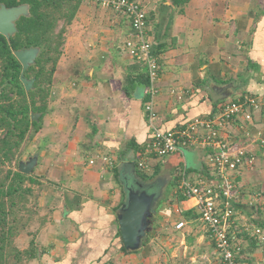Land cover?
<instances>
[{
  "label": "crops",
  "instance_id": "crops-1",
  "mask_svg": "<svg viewBox=\"0 0 264 264\" xmlns=\"http://www.w3.org/2000/svg\"><path fill=\"white\" fill-rule=\"evenodd\" d=\"M137 1L158 54L154 107L161 130L181 128L242 96L264 102V0ZM131 35L128 16L94 0H83L68 28L49 108L21 155L38 156L33 174L44 183L43 221L33 223L35 236L17 238L24 246L16 240L27 249L35 239L37 258L28 264H222L195 199L183 188L185 181L215 179L212 150L194 146L152 157L148 170L137 165L152 128L146 86L137 82L146 68L123 49ZM209 88L217 89L215 96ZM219 89L228 97L215 102ZM221 135L256 156L236 174L237 225L264 228V105L249 121L234 118ZM103 155L115 165L107 166ZM131 179L157 191L149 241L125 252L118 211L127 201L124 182ZM237 241L241 264H264V244L248 233H238Z\"/></svg>",
  "mask_w": 264,
  "mask_h": 264
},
{
  "label": "trees",
  "instance_id": "trees-1",
  "mask_svg": "<svg viewBox=\"0 0 264 264\" xmlns=\"http://www.w3.org/2000/svg\"><path fill=\"white\" fill-rule=\"evenodd\" d=\"M82 2L0 0V4L8 7L24 3L30 6V16L17 21L18 31L10 40L0 33V264H28L37 258L35 239L27 249H20L16 240L24 233L35 236L33 223L43 221L39 200L44 183L33 173L19 172L17 167L25 144L38 133L49 108L53 74L62 56L68 28ZM32 46L40 47L41 51L35 65L25 72L26 77L35 79L34 89L26 92L20 78L22 64L14 50ZM137 82L148 84L146 70ZM33 112L41 113L39 121H31ZM123 194L126 199L125 187ZM148 236L142 245L149 241ZM122 250L130 252L124 245Z\"/></svg>",
  "mask_w": 264,
  "mask_h": 264
},
{
  "label": "built area",
  "instance_id": "built-area-1",
  "mask_svg": "<svg viewBox=\"0 0 264 264\" xmlns=\"http://www.w3.org/2000/svg\"><path fill=\"white\" fill-rule=\"evenodd\" d=\"M100 6L122 11L130 19L132 35L124 43L123 49L147 71L148 84L145 94L149 100L145 105L152 135L142 149L137 165L148 170V160L181 151L184 148L200 146L212 150L209 161L216 170L215 179L200 180L196 184L183 182L185 193L194 198L200 219L204 223L222 264H241L239 254L242 250L237 234L248 233L264 244V228L249 221L237 225L235 200L238 190L237 172L245 165H253L255 154L243 147H235L221 134L234 118L243 116L251 120L252 112L259 110L264 102L254 95L231 99L219 105L213 114L197 118L187 125L163 131L157 124L158 114L154 98L158 94L157 82L160 78L159 60L148 35V16L145 8L137 0H94ZM92 158L90 163H94ZM107 166L113 167L115 160L107 155L101 156ZM259 197V196H256ZM253 202H251L252 204ZM184 223H179L180 229Z\"/></svg>",
  "mask_w": 264,
  "mask_h": 264
},
{
  "label": "water",
  "instance_id": "water-1",
  "mask_svg": "<svg viewBox=\"0 0 264 264\" xmlns=\"http://www.w3.org/2000/svg\"><path fill=\"white\" fill-rule=\"evenodd\" d=\"M30 16L29 4H20L8 7L4 3L0 4V33L8 40L14 36L17 31V21L22 17ZM41 48L32 46L14 50V55L22 64L21 81L26 92L34 89V78L25 76V72L31 66L35 65L40 54ZM225 89V88H224ZM219 89V98L215 102L226 99L225 90ZM217 89L209 88V91L215 96ZM222 94L223 96H220ZM41 113H31V121H39ZM38 164V156H31L28 160H20L17 170L26 175H31ZM127 191V201L118 211V221L121 232V239L124 247L129 251H136L141 248L147 235L152 230L154 214V195L143 191L137 192V189L125 187Z\"/></svg>",
  "mask_w": 264,
  "mask_h": 264
},
{
  "label": "rangeland",
  "instance_id": "rangeland-1",
  "mask_svg": "<svg viewBox=\"0 0 264 264\" xmlns=\"http://www.w3.org/2000/svg\"><path fill=\"white\" fill-rule=\"evenodd\" d=\"M161 179L163 180V178H161ZM124 186L125 187H132L134 189H137V192H139V193H142L143 191H145V192H148L149 194L155 195L156 191H157L156 187L153 186V184H147V183L144 184L142 182H137V181H135L133 179H131V182L130 181H125L124 182ZM23 241H25V240L24 239L17 240V242L19 243V246H24V244H23L24 242Z\"/></svg>",
  "mask_w": 264,
  "mask_h": 264
}]
</instances>
